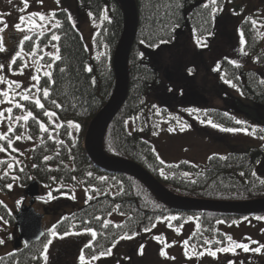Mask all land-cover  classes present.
<instances>
[{"label":"trees","instance_id":"16d2710c","mask_svg":"<svg viewBox=\"0 0 264 264\" xmlns=\"http://www.w3.org/2000/svg\"><path fill=\"white\" fill-rule=\"evenodd\" d=\"M226 0H217L213 13L211 7L203 8L200 0H133L137 15V31L134 44L128 57V88L126 98L116 116L105 129L100 140V151L106 159L126 160L144 169L165 190L175 197L186 201H197L213 204H238L264 200V117L257 109L246 108L247 122L236 123V118L229 113L218 110H202L193 113L204 123L209 120L219 128L246 129L253 138L261 144L250 147L243 153H228L212 155L205 165L195 166L185 161L177 163H161L152 145L142 138V135H157L162 122L174 123L167 110L155 113L156 107L151 97L163 88L164 77L161 72L147 59V53L158 51L165 46H172L183 33L191 34L203 42L212 39L216 28V17L224 8ZM79 12L87 13L92 24L97 28L93 45L98 58L94 60L92 71H86L91 63L81 35L68 19L67 12H55V17L47 21L48 31L43 36L32 33L33 41L25 42L24 52L32 51L34 42L40 44L35 59L40 56L42 66L51 63L49 72L51 82L45 76L40 77V87H48L50 97L45 100L42 91L37 96L45 105V110L54 111L56 117L43 115V110L34 104L20 101L26 110L33 112L36 119L44 122L57 140V144L48 139L47 133L39 130L38 124L31 118L25 125V134L32 137L27 139L33 144L26 157L16 156L12 170L5 164L0 167V195L8 193V184L16 177L21 187H25L31 178L41 186L51 190L54 197L68 194L67 188L83 187L87 189L86 203L70 215L62 217L56 223V232L62 236L65 232L86 233L85 228L96 231L92 246L84 249L83 254L89 260L92 256L101 257V252L124 239L127 234L131 239L141 238L152 232L157 225L167 217L176 216L173 223L178 227L189 217L195 223V230L188 240V247L196 255L207 253V249L215 250L223 247V236L218 229L217 221L229 225L236 216L218 214L209 211H175L157 200L150 190L140 181L125 175L109 174L99 170L90 163L84 149V140L90 125L112 101L116 90V79L112 66L113 55L120 43L123 27L124 12L117 0H76ZM91 13V15H90ZM107 16V19L104 17ZM60 27L52 25L56 21ZM256 20L254 27L251 23ZM264 15L251 12L238 27L243 33L245 44L243 50L258 71H246L241 66L221 60L216 74L221 81L237 89L242 97L257 107L264 109ZM211 33V34H209ZM52 34L60 36L59 41H51ZM143 41V43L141 42ZM59 48L61 59L53 61L45 55L47 48ZM198 45V44H197ZM204 45H206L204 43ZM201 50L203 46H199ZM56 50V48H54ZM19 58L14 64L15 71L21 65ZM61 69H64L62 72ZM223 77V78H222ZM226 83V82H225ZM169 90V89H168ZM56 100L61 108L57 109L52 103ZM22 113L20 110H13ZM67 121L80 125L77 130L70 128ZM23 121L16 125L15 132L10 135L24 133ZM56 124L63 125L55 128ZM255 130V131H253ZM43 139V143L41 142ZM5 147L6 141H0ZM59 152V155L56 153ZM52 156L44 161V156ZM35 165V167H34ZM8 175L4 176V172ZM163 172V175L161 174ZM3 172V173H2ZM92 175L88 176L87 173ZM2 173V174H1ZM243 173V175H241ZM254 173V175H253ZM75 177V179H73ZM105 177V180H100ZM54 178V179H53ZM95 188L97 191H92ZM91 196L92 199H88ZM95 217H100L96 220ZM264 218V215L253 216ZM0 218L14 224V217L8 215L5 206L0 202ZM251 218V217H245ZM244 217L241 218L245 219ZM105 220L111 221L107 228L102 227ZM199 224V229L197 228ZM120 225V227H116ZM155 225V227H152ZM13 226V225H12ZM151 231L145 232L144 228ZM89 233V232H87ZM136 233V235H132ZM50 233L46 232L43 240L31 244L10 256L0 258V264H43L44 244ZM211 241L205 244L204 241ZM219 241L220 243H217ZM226 244H229L226 242ZM104 256V255H103Z\"/></svg>","mask_w":264,"mask_h":264},{"label":"rangeland","instance_id":"374dc122","mask_svg":"<svg viewBox=\"0 0 264 264\" xmlns=\"http://www.w3.org/2000/svg\"><path fill=\"white\" fill-rule=\"evenodd\" d=\"M200 2L204 4L208 0H200ZM22 7V0H11V2L0 0V14H3L0 18L8 25L5 31L0 34L3 36L7 49L6 52L0 53V64L5 65V69L0 70V75L5 76L8 80L19 81L22 88H28L35 83L30 80L31 75L37 74L43 77V73L49 71L47 66L41 65V60H39V64L33 63V58L26 55L20 58L22 62L16 71L14 64L11 70L7 69L11 57L16 51H19V40L25 34L18 32L14 25L19 22L21 15L27 16L31 12H43L45 14L61 10L67 12L78 29L88 52L91 63L88 68L93 67L94 60L99 56L93 45L97 28L92 24L87 13L79 12L76 0H59V3H57V0H43V4L38 3L37 0H29V7L25 12L19 10ZM253 11L259 12L260 16L264 15V0H226L223 10L216 17L214 36L212 39L203 42L206 45L201 50L191 34L182 33L172 46H165L158 51L146 54L148 61L164 77L163 88L158 89L150 99L156 107L155 113L165 109L170 117H174V123L172 124L168 122L160 123L159 132L156 136L142 135V138L152 145L161 161L165 163L185 161L200 166L205 165L212 155L243 153L248 148L258 147L261 144L247 132L222 131L221 128L212 127L211 124L204 123L200 118H195L192 115L202 110H218L229 113L237 121L247 122L244 110L250 108L257 109L258 114L264 117V109L244 99L237 89L221 81L216 74L217 70L214 71L221 60L235 61L236 65L241 66L246 71L259 70V67L253 63L250 57L241 53V35L238 31L241 22ZM36 22L40 23L38 18H36ZM46 24L47 22H45V27H47ZM38 31L28 32L27 34L31 36L32 33H38ZM46 31H48V28H46ZM261 31H264V28ZM55 51L54 48L49 47L45 50V55L48 57V53H55ZM23 64L29 65V67L23 69V75L14 74ZM37 67L40 68L39 72L36 71ZM262 76H264V73H262ZM7 87V84H0V90H5ZM32 92L38 95L36 89L33 88ZM0 99L3 98L0 97ZM16 99L19 100V97L17 96ZM9 106L11 105L0 104V109ZM15 115L21 114L15 112ZM18 122H16V125ZM169 128H173L174 131L169 132ZM6 131L7 121L0 123V132ZM11 134L13 133H10L9 136ZM13 141V147L17 151L13 152L11 149H6L5 152H0V160L6 161L4 163L6 168L7 162L13 163L14 167L15 163L13 161H15L16 156L21 155L27 158L33 147V144L27 139L16 141L14 138ZM2 165L0 164V167ZM260 171L264 172V165L260 167ZM32 181L36 180L31 178L27 185ZM11 185L12 188H8V193L0 195V202L12 218L23 207L29 206V199L24 196L27 185L21 187L17 179H14ZM39 187L40 197L36 199L33 209L43 216V229L48 233L64 215L72 214L87 201V192L83 187L67 188L71 190L68 194H60L57 197L52 194L51 199L48 197L51 190L40 184ZM174 222L175 220L168 221L166 219L157 225L152 232L141 238L119 241L111 248V255L107 260L102 256L96 260L91 258L86 260L88 264H110L107 263L109 261L117 264V259H122L124 255L128 256L127 262L130 264H224L227 260H239L240 258L244 259V257L249 261H264V249L259 253L245 252L242 249L235 251V253L218 252L216 257L209 256L207 253L203 256L196 255L188 246L186 249L183 245V241L189 240L194 232L195 223L193 220L188 219L184 220L180 226L174 227ZM169 223L172 227L168 226ZM229 225L218 224V229L222 234H228L226 232L229 231L230 233L233 232V240L238 243H248L250 249L264 244V219H244L236 225ZM176 228L180 229L179 233L175 230ZM15 236L14 224L0 218V239L4 241L3 244H0V258L12 255ZM154 236L162 237V241L155 240ZM249 237L251 241H257L258 244L251 243L247 239ZM48 240H51L52 243L48 246L47 252L43 254V264H58L59 252L66 247V244L77 242L79 246L86 248L85 245L92 241V236L91 233L87 232L70 234L63 236V238L50 234ZM165 244L171 246L165 248ZM141 245H143L142 251ZM162 248L167 253V257L160 255ZM186 250L189 253L188 256L184 254ZM45 255L47 260L44 259ZM73 264H80L79 258ZM121 264H125V261L122 260Z\"/></svg>","mask_w":264,"mask_h":264},{"label":"snow or ice","instance_id":"6c2138e0","mask_svg":"<svg viewBox=\"0 0 264 264\" xmlns=\"http://www.w3.org/2000/svg\"><path fill=\"white\" fill-rule=\"evenodd\" d=\"M9 2H11V0H9ZM37 2L40 3V4H43V0H37ZM57 3H59V0H57ZM216 3H217V0H208L207 3L203 4V8L207 9L210 6H212L211 7V11L213 13H215L218 10L217 7H215ZM22 4H23V7L20 8L19 10L21 12H25L28 9V7H29V0H22ZM90 15H91V13H90ZM2 16H3V14H0V17H2ZM54 17H55V12L54 11L53 12H49L47 14H45L43 12H31L27 16L21 15L19 17V22L16 23L14 25V27H15V29L18 32H22V33H25V34L22 36V39L19 40V51L15 52V54L11 57V61L7 65V69L8 70L12 69V65L17 63L18 58H22L25 55L30 57V58H33V63H37V64H39V60H43L44 59L43 56H40L39 60L35 59V57L37 55V49L40 48V44L39 43L34 42L33 46H32V51L29 52V53H25L24 52V45H25V42L33 41V37L28 35L27 34L28 32L39 30L38 31V36H37V40H38V37L39 36H43L44 32L46 31L45 22L52 20ZM36 18H38L40 23L36 22ZM104 18L107 19V16H105ZM68 19L70 20L71 17L69 16ZM251 23L255 27L256 24H257V21L256 20H252ZM7 27H8V25L5 23V21L2 18H0V34H2ZM52 27L59 28L60 27V22L57 20L52 25ZM209 34H211V33H209ZM50 39H51V41H59L60 40V36L56 35V34H52ZM141 42L143 43V41H141ZM197 44L199 46H205L204 43H203V40L199 39V38L197 39ZM240 44H241V53L242 54H246L244 52V50H243V45L245 44V40H244V36H243L242 32H241ZM52 47L56 48L55 53H48L47 55L51 56L53 61L60 60L61 56L59 55V48L56 45H52ZM6 51H7V49H6L5 44H4L3 36L0 35V53H4ZM229 63L236 64L235 61H231V60L229 61ZM27 67H29L28 64H23L21 66V68L18 69V71L16 73H14V74L23 75V69L27 68ZM47 67L51 68L52 64L51 63L47 64ZM3 69H5V65L0 64V70H3ZM218 69H219V65L217 66L216 69H214V71L218 70ZM36 71L39 72L40 68L37 67ZM61 71L63 72L64 69H61ZM86 71H92V69L91 68H86ZM43 75L49 79V82H51V76H52L51 72L45 71L43 73ZM30 80L34 81L35 83L31 84V86L28 87V88H22L21 83L19 81L8 80L5 76L0 75V84H7V86H8L7 89L0 90V97L3 98V99H0V104H9V105H11L9 107L0 109V123H4L5 121H7V131L6 132H0V141H6V148L3 145H0V152H5L6 149H11L13 152L17 151V149L13 147L14 141H13L12 138H10L9 134L15 132L16 122L23 121L24 125H21V127H24L25 125H27V122L29 121L30 118L32 120H34L36 124H38L40 132L48 134V139L54 141L57 144H60V145L63 144L62 140H57L56 137L53 135L54 129H53V131H50L49 128L46 126V124L44 122H41L40 120L36 119V117L34 116L33 112L30 111V110H26L24 104L20 102V101H27V102H30V103L34 104L37 109L43 110V115L45 117H48L50 121H51V118L56 117V115H57V113L54 112V111L45 110V105L41 102L40 97L37 96L36 93L32 92V89L34 88V89H36L37 93L42 91L43 98L45 100H47L50 97L49 88L48 87H43V88L40 87V84H41L40 76L37 75V74H33V75L30 76ZM225 82L226 83H231L230 81H227V80ZM17 96L19 97V100L16 99ZM51 103L57 109L62 107V105H60L56 100H52ZM153 107H155V106H153ZM13 108L20 110L22 115H15L14 116L13 115ZM208 123L211 124L212 127H218V125L213 124L211 120H209ZM236 123L240 124L242 122L241 121H236ZM67 125H68V127L75 128L77 130L80 128V125L78 123L73 122V121H67ZM62 126L63 125L56 124L54 127L55 128H59V127H62ZM181 130H183V128H181ZM168 131L171 132V131H174V129L173 128H169ZM222 131H226V132L244 131V132H247L246 129H236V128H223ZM253 131H255V130H253ZM22 139L31 140L32 137L30 135H26L25 133H21L20 135H15V140L16 141H19V140H22ZM262 139H264V137H262ZM41 142L43 143V139L42 138H41ZM56 154L59 155V152H57ZM52 158H53L52 156L46 155V156L43 157V160L44 161H49ZM158 159H159V157H158ZM4 163H6V161L0 160V164H4ZM161 163H163V161H161ZM34 167H35V165H34ZM7 168L9 170L12 169L13 168V163L7 162ZM161 174L163 175L162 171H161ZM7 175H8V171H5L4 172V176H7ZM87 175L91 176L92 173L89 172V173H87ZM241 175H243V173H241ZM253 175H254V173H253ZM12 178L16 179V177H12ZM73 179H75V177H73ZM99 179L100 180H105L106 178L105 177H100ZM7 187L9 189H11L12 185L8 184ZM92 191H97V190L95 188H93ZM86 192H87V189H86ZM48 197L50 199L52 198V193L51 192L48 193ZM88 199H92V197L89 196ZM95 219L96 220H100V217H95ZM166 219L168 221H172V220H177L178 217L170 216V217H167ZM188 219L191 220L193 218L189 217ZM257 219H264V218L257 217ZM110 223H111V221L105 220L103 222L102 227L107 228ZM217 223H223V221H217ZM233 223H237V222L233 221ZM168 226L172 227L171 223H169ZM116 227H120V225H116ZM152 227H155V225H153ZM199 227H200L199 224H197V228L198 229H199ZM175 230L177 231V233H179V231H180L179 228H176ZM49 231H50V234L52 236L60 235L59 233L56 232V225H53L52 229H50ZM85 231L91 233V236H92L93 240L96 238L97 233L92 228H85ZM144 231L145 232H149V231H151V229L146 227V228H144ZM70 234H73V233L65 232V233H63V236H67V235H70ZM132 235L134 236V235H136V233H132ZM63 236H61V238H63ZM131 238H132V236H129L127 234H125V235L120 237V239H131ZM153 238L155 240H157V241H162V237H160V236H154ZM226 239H227V241L229 243V246H227V247H219V248H216L214 251L211 250V249H207L206 250L207 254L209 256L216 257L218 252H233V253H235V250L237 248L242 249L245 252L253 251V252H257V253L261 252V250L264 249V244H260L258 247L250 249L248 243H238V242L234 241L231 236H227ZM247 239H249L250 242L253 243V244H258L257 241H251L250 237L247 238ZM3 243H4V241L2 239H0V244H3ZM51 243H52V241L48 240L47 243L44 244L43 247H44V252L45 253L47 252L48 246ZM204 243L205 244H210L211 241L205 240ZM217 243H220V242L217 241ZM183 245L187 249L188 240L183 241ZM91 246H92L91 242H89V244L85 245L86 248L87 247H91ZM113 246H115V242L113 243ZM170 246L171 245L165 244L164 247L166 248V247H170ZM142 249H143V245H141V251H142ZM184 254H185V256L189 255L187 250L185 251ZM204 254H205L204 252H200L199 253L200 256H203ZM100 255L101 256H103V255H111V248H109L106 252H101ZM160 255L162 257H167V253L165 252L164 248H162L160 250ZM98 258H99L98 256H92L91 257L92 260H96ZM44 259L47 260V256L46 255L44 256ZM79 260H80V264H88V261L86 260L85 255L83 254V250L81 252ZM229 264H232V262H229Z\"/></svg>","mask_w":264,"mask_h":264},{"label":"water","instance_id":"95a60500","mask_svg":"<svg viewBox=\"0 0 264 264\" xmlns=\"http://www.w3.org/2000/svg\"><path fill=\"white\" fill-rule=\"evenodd\" d=\"M124 12V27L120 43L113 55L112 66L116 79L115 95L109 105L90 125L84 140V149L91 164L99 170L115 175L130 176L145 185L154 197L163 205L175 211H209L218 214L237 217H253L264 215V200L244 202L238 204H213L197 201L181 200L165 190L151 175L135 163L106 159L102 155H96L101 137L112 119L120 110L125 101L128 88V57L136 38L137 15L133 0H117ZM24 196L29 199V206L23 207L13 218L17 237L13 241L14 250L25 245L39 243L43 240V216L36 213L33 205L40 197L39 183L30 182Z\"/></svg>","mask_w":264,"mask_h":264},{"label":"flooded vegetation","instance_id":"af4514ba","mask_svg":"<svg viewBox=\"0 0 264 264\" xmlns=\"http://www.w3.org/2000/svg\"><path fill=\"white\" fill-rule=\"evenodd\" d=\"M64 216H67V215H64ZM229 216H231V215H229ZM237 218L239 220L232 219V222L230 223L229 226L236 225V223H233V221H236L237 223H240L241 221L244 220V219L241 220L242 217H237ZM251 218H253V217H251ZM251 218H249V219H251ZM246 219H248V218H245V220ZM43 231H44V229H43ZM226 233H228V234H225V233H223V234L231 236L232 239H233V235H232L233 232L230 233V231H229V232H226ZM73 234H79V233H73ZM16 236H17V230H16ZM16 236H15V238H16ZM226 242H227L226 236H223V243H224L223 247L229 246V244H226ZM25 247H26L25 245H22V247L20 249L14 250L11 254L13 255L17 251H20V250L24 249ZM84 249L85 248L82 247V246H79L77 242L74 243V244H66V247H64L61 250V252H59L58 264H73V262H75L80 257L81 252ZM239 250L240 249L237 248L235 251H239ZM221 253H233V252H221ZM263 257H264V254H263ZM102 258H105L107 260L109 258V255L102 256ZM127 259H128V256H124L123 255L122 259H120V258L117 259V264H121L122 260L125 261V264H130V263L127 262L128 261ZM229 262H232V264H264V261L263 262L259 261V260L249 261V260H246L245 257H244V259L240 258L239 260H237V259H233V260H230V261L227 260L226 262H224V264H229ZM107 263L114 264L112 261H109Z\"/></svg>","mask_w":264,"mask_h":264},{"label":"bare ground","instance_id":"6f19581e","mask_svg":"<svg viewBox=\"0 0 264 264\" xmlns=\"http://www.w3.org/2000/svg\"><path fill=\"white\" fill-rule=\"evenodd\" d=\"M96 155H100V149L98 148Z\"/></svg>","mask_w":264,"mask_h":264}]
</instances>
